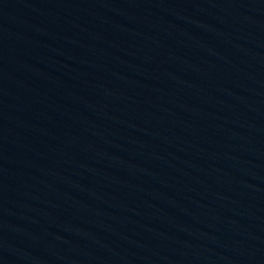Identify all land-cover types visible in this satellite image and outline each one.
I'll return each instance as SVG.
<instances>
[{
  "label": "water",
  "instance_id": "95a60500",
  "mask_svg": "<svg viewBox=\"0 0 264 264\" xmlns=\"http://www.w3.org/2000/svg\"><path fill=\"white\" fill-rule=\"evenodd\" d=\"M0 264H264V0H0Z\"/></svg>",
  "mask_w": 264,
  "mask_h": 264
}]
</instances>
